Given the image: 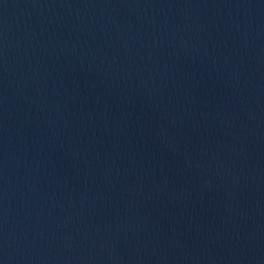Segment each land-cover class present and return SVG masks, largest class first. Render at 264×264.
Instances as JSON below:
<instances>
[{"label": "water", "instance_id": "obj_1", "mask_svg": "<svg viewBox=\"0 0 264 264\" xmlns=\"http://www.w3.org/2000/svg\"><path fill=\"white\" fill-rule=\"evenodd\" d=\"M0 264H264V0H0Z\"/></svg>", "mask_w": 264, "mask_h": 264}]
</instances>
